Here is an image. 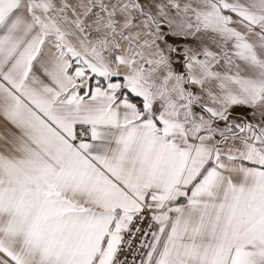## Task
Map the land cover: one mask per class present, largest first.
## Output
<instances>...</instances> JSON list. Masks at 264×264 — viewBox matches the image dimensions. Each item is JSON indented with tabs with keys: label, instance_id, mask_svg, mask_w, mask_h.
I'll return each instance as SVG.
<instances>
[{
	"label": "snow or ice",
	"instance_id": "1",
	"mask_svg": "<svg viewBox=\"0 0 264 264\" xmlns=\"http://www.w3.org/2000/svg\"><path fill=\"white\" fill-rule=\"evenodd\" d=\"M0 264H264V0H0Z\"/></svg>",
	"mask_w": 264,
	"mask_h": 264
}]
</instances>
